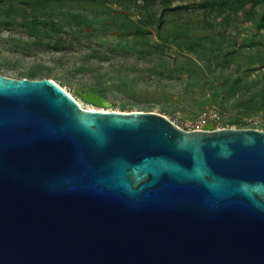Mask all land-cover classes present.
<instances>
[{"label":"water","instance_id":"water-1","mask_svg":"<svg viewBox=\"0 0 264 264\" xmlns=\"http://www.w3.org/2000/svg\"><path fill=\"white\" fill-rule=\"evenodd\" d=\"M0 264H264V130L0 73Z\"/></svg>","mask_w":264,"mask_h":264},{"label":"rangeland","instance_id":"rangeland-1","mask_svg":"<svg viewBox=\"0 0 264 264\" xmlns=\"http://www.w3.org/2000/svg\"><path fill=\"white\" fill-rule=\"evenodd\" d=\"M0 73L185 130H264V0H0Z\"/></svg>","mask_w":264,"mask_h":264},{"label":"bare ground","instance_id":"bare-ground-1","mask_svg":"<svg viewBox=\"0 0 264 264\" xmlns=\"http://www.w3.org/2000/svg\"><path fill=\"white\" fill-rule=\"evenodd\" d=\"M77 101H78V103L83 107V108H85V109H92V110H97L96 108H86V107H84L83 105H82V103L78 100V99H76ZM98 110H104V109H98Z\"/></svg>","mask_w":264,"mask_h":264},{"label":"trees","instance_id":"trees-1","mask_svg":"<svg viewBox=\"0 0 264 264\" xmlns=\"http://www.w3.org/2000/svg\"><path fill=\"white\" fill-rule=\"evenodd\" d=\"M40 79V78H39Z\"/></svg>","mask_w":264,"mask_h":264}]
</instances>
